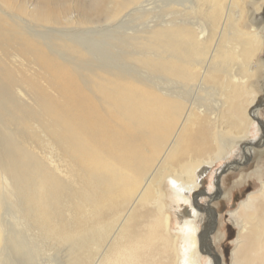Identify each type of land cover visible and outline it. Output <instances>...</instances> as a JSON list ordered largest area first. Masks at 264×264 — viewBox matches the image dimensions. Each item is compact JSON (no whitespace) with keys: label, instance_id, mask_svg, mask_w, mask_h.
Wrapping results in <instances>:
<instances>
[{"label":"bare ground","instance_id":"bare-ground-1","mask_svg":"<svg viewBox=\"0 0 264 264\" xmlns=\"http://www.w3.org/2000/svg\"><path fill=\"white\" fill-rule=\"evenodd\" d=\"M243 12L240 0L0 2V264H54L41 259L53 249L55 264H226L196 194L260 120L262 86L244 90L264 26L238 29ZM65 25L84 30L68 37ZM38 28L57 30L61 44ZM194 88L212 96L210 113ZM245 143L237 163L258 142ZM258 178L231 211V264H264Z\"/></svg>","mask_w":264,"mask_h":264},{"label":"rangeland","instance_id":"rangeland-1","mask_svg":"<svg viewBox=\"0 0 264 264\" xmlns=\"http://www.w3.org/2000/svg\"><path fill=\"white\" fill-rule=\"evenodd\" d=\"M0 2H3V0H0ZM240 3H241V8L244 10L243 12L244 19H246L247 21V26H245L244 23L242 22L238 26V29H242L245 31L251 30L254 32L260 30L261 27L264 26V0H240ZM7 10L10 11V13L17 12V8H15V5H14V9L10 8ZM1 18L7 20V18L4 15H1ZM21 24L24 25V22ZM4 27L7 28L8 26H4ZM35 28L36 27H34V29ZM64 28H66L67 30H64L65 33L62 34H67L68 37H73L72 34H76V32L79 30H84L83 27L81 28L74 27V25H65ZM64 28H59L58 31ZM38 30L45 31L44 34L47 35V38L49 40H52L53 42L55 41L56 43L59 42L55 38H53L58 35L57 30H43L41 28H38ZM81 38L83 39V41L89 42V36L83 35L81 36ZM90 38L94 39L96 38V35H93ZM55 42L53 44H56ZM57 44L60 45L61 42ZM93 46L96 47V41L93 42ZM15 48L18 50L19 54H22L24 55V57L29 59V56L22 52V49L19 45H16ZM111 49L113 51H116L114 48ZM125 50L127 52L132 51L131 49L128 48ZM104 53L107 54L108 51H103V54H101V56L105 58L106 55H104ZM67 56L68 58L72 57L71 55H67ZM121 57L126 59L128 64H132V65L137 64V67H135L134 70L136 71L139 70L140 64L137 61H133V60L131 61L127 53L124 55L121 53ZM89 63L91 66L96 68V66H103L105 64H109V61H107L106 59H100L99 61H96V59H94V61L89 60ZM253 63L257 67L256 76H254L255 78H252L247 82L248 88H246L244 91L254 90L251 87L253 81H255L258 86L259 85L262 86L259 91H256L257 93H256V101H255V106L258 107V111L260 115L259 118L261 122H258V120L255 119V124L252 127V131L248 136L249 138L247 140L256 138L258 143L251 145L253 150L252 156L250 157V159H248V161L244 163H237V161L238 162L241 161L240 159H242V157L245 155V150L248 149L246 148L248 145L247 143H245L247 140L240 141L239 143H237L234 151H232L228 156L219 159V161L215 163L214 170L211 173H207L208 175H206L204 179V183L202 189L200 190V193L197 192L196 194V201L202 204H207L205 210H200L201 215L203 217V221L201 224L202 229L204 231L210 229V226L212 225L211 222L214 219V223L208 233L212 237L211 240L212 248L216 251L217 254L219 253L225 257L226 264H231L232 251L234 250V245H235L234 241L239 232V227L233 224V222L231 221V211L235 210L239 206L241 200L245 199L250 192L259 190L261 182H260V178H258V175L264 173V142H259L258 140L260 137L264 135V45L262 49L253 56ZM31 66L32 65H29L30 68ZM142 70L145 69L142 68ZM100 74H104V73H100ZM132 74L136 76L138 79L141 80L143 79L141 76H138V74L135 73L133 70H132ZM217 85L218 84H215V87ZM194 90H195L194 94L190 96L191 99L194 98L195 96L198 97V99L202 101V102H198L200 106L203 107V109H206L208 113H210V111H212L216 105L214 104V102H212L211 99L212 96L206 93L205 91H203L202 88H194ZM91 93L94 94L95 92H91ZM245 94L246 96L250 95V94L248 95V93ZM205 98L207 102H205ZM228 130L232 132L230 129ZM224 131H227V129L224 128ZM213 143L216 144V142ZM215 152L216 150L213 151L211 155ZM222 166L224 167L223 171L220 173V175L215 176L214 172L217 170V168ZM218 185H220V189H221V194H219L220 196L217 195L216 199L210 200L211 198L208 197L207 193H209V191L217 190ZM182 206L184 208L183 213L189 215L190 208L185 205ZM172 214H171L172 217L171 221L172 224H175L176 218L174 217V214L173 215ZM219 232L223 233L222 239L216 240L215 235L217 233L219 234ZM57 254H59V250L53 249L41 255V259L44 261L50 260L55 264L54 260L56 259Z\"/></svg>","mask_w":264,"mask_h":264},{"label":"water","instance_id":"water-1","mask_svg":"<svg viewBox=\"0 0 264 264\" xmlns=\"http://www.w3.org/2000/svg\"><path fill=\"white\" fill-rule=\"evenodd\" d=\"M258 122H261V120L258 119Z\"/></svg>","mask_w":264,"mask_h":264}]
</instances>
